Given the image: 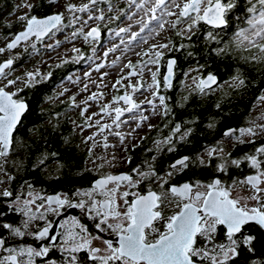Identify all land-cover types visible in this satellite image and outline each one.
Listing matches in <instances>:
<instances>
[{
    "label": "snow or ice",
    "instance_id": "1",
    "mask_svg": "<svg viewBox=\"0 0 264 264\" xmlns=\"http://www.w3.org/2000/svg\"><path fill=\"white\" fill-rule=\"evenodd\" d=\"M98 2L99 0H89L91 5H96ZM129 3L142 10L147 17L146 21L143 19L138 21L142 25L140 32L148 29L150 34L155 33L156 35H159L160 30L165 28L167 22L163 20L164 16L176 17V20L171 24L172 28H176L181 22H188L187 28L177 31V35H183L185 31L191 33L193 27L200 21L211 24L213 28L227 29L229 27L228 13L235 7L233 0H183L182 4L178 0H142L140 3L137 0H129ZM89 4L81 6L68 4L66 7L69 12H86L89 10ZM24 6L29 9L32 7L30 4ZM173 7L178 11H172ZM158 11L161 15H157ZM246 11L249 13L246 18L247 27L239 29L234 34L237 46L246 44L247 50L251 51L255 48L259 53L264 54V0H254V2L249 0V7ZM128 18L132 19L131 16ZM20 19L25 21L24 30L16 34L14 39L7 44L8 49L17 47L21 41H28L31 37H35L36 40H43L45 37L55 36L57 32L62 31L64 17L62 13H56L43 18L24 15ZM88 19L103 21L105 17L103 14L95 17L90 14ZM153 21L156 24L154 27H150ZM84 23L87 24V21H84ZM130 27L121 28L116 35L129 32ZM73 35L76 36L78 33L74 32ZM138 35L139 33L133 32L132 39L135 40ZM83 36L85 41L89 39L96 41L100 38L101 32L98 26L92 27ZM208 37L210 39L216 38L212 32L208 33ZM141 40L143 43L148 42L147 37H141ZM121 43H123V40H121ZM170 43L152 44L144 55H149V52H152L154 59L150 58L146 61L145 66L148 64L158 66L164 55L161 50L169 48ZM58 45L59 41H57ZM116 47L109 48L104 52V56H107L109 52H114ZM153 49L160 50L153 52ZM72 50L77 53L80 51L77 48ZM4 51V48H0V53ZM218 51L222 52L224 50L219 49ZM251 59L257 60V57L253 55ZM262 59H264V56H262ZM175 63L174 59L167 61V73L163 76L164 88L171 87ZM12 64L13 60L11 59L0 64V77L5 76V69L10 68ZM103 66V64L97 65L96 70L99 71ZM125 67L132 69L128 73V77L143 75V68H141L140 73H137L135 71L136 65H133L131 61ZM149 72L152 84L148 87L153 90V97L159 100L161 106H164V114L167 115L166 97L159 94L161 87V81L158 79L159 67L155 71L149 69ZM37 75L39 73H27L28 81L26 83L31 84L36 80ZM85 75H89V73H85ZM128 77L122 79H128ZM233 79L238 80L239 85L244 84V81L239 79L238 76ZM120 82V80H117L116 83L119 84ZM15 83L16 81L9 80L5 87ZM194 83L196 88L203 92L205 88H209L216 83V77L209 73L206 77L201 76L198 82L194 78ZM5 87H0V157L8 155L12 145L13 131L21 116L27 110V105L23 100L13 98L17 96V92L5 91ZM128 87L132 89L131 94L125 92L123 95L114 96L111 104H105L101 108V112L108 115L115 114L112 123L116 127H119L118 122H121V117L126 112L133 113L135 109L139 108V104L133 99V94L140 91L143 85L138 87L136 84L129 83ZM89 99H96V95L93 94ZM258 99L259 102H264V96ZM121 102L127 107H112V104L119 105ZM147 103L153 104V101L149 100ZM93 115L97 114L94 113ZM141 119L147 120L148 118L142 116ZM96 124L99 125L100 121L97 120ZM110 127L111 125L108 124L101 125L100 131L103 132ZM149 127L152 126L149 125ZM258 127L264 131V125H258ZM179 131L180 125H176L174 133ZM235 131L229 130L224 135L231 137ZM116 135H119V133H116ZM183 135H187V133ZM183 135L181 139H183ZM245 135L255 136L256 132L252 127L241 128L237 139ZM92 138L89 137L88 139ZM106 139L107 137H105ZM121 140H123V137H121ZM172 140L173 137L169 136L163 143L171 144ZM240 142L243 143L244 141L240 140ZM160 143V141L157 142L158 145ZM105 147H107V144H105ZM172 150L169 147V151ZM223 151V148L211 147L207 149V156L211 159L222 154ZM189 161L190 158L187 156L175 161L171 165L173 171H169L167 175L171 177L174 171L189 167ZM245 161L255 170L254 174L247 175L242 180L233 181L232 186L225 185L219 178L206 184L197 181L194 184L186 182L178 186H170L167 191L171 193L172 200H168V203L171 204L174 201L178 210L168 216L164 214L166 195L151 189L148 190L147 194L127 190L120 192L122 185L128 188H137L142 180L152 177L162 180L160 187L163 188L168 180L159 177L151 166H149L148 171H141L139 168L132 170L140 177L139 180L129 173L103 175L93 183L91 190L77 193V195L89 198L90 203L87 206L84 200L74 204L67 195H52L42 198V202L38 207H45L44 200H46L47 212L59 214L58 210L65 208V206L86 209L89 214L95 213L94 216H91V219L96 221L94 228L99 233H107V237L115 238L114 242L112 238L103 235L94 236L89 232L86 225L75 218L65 220L60 224V227L65 228L63 234L65 247L62 251L69 253L68 264H77V257L72 254L85 249L88 250V259L98 262V264H204V261H208V264H228V261L239 254L238 249L241 247L250 252L254 250L252 247L254 237L245 234V226L254 222L264 228V145L255 149V154L246 155L243 160L232 159L230 163L239 168ZM204 163L205 161L201 159L200 164ZM100 167H103V165H100ZM216 170L226 173V163L217 165ZM235 185L250 188L251 195L247 197L234 196L233 187ZM94 193H99L104 198L96 199ZM2 195L10 197L12 193L4 190ZM29 195L31 196V193ZM248 200L256 201L257 206L249 207ZM23 203L24 207L18 210L28 217L23 222L25 229L28 228L31 221L45 219L44 212L37 216L28 207L29 204L35 203V200H24ZM156 222H162L163 230L155 226ZM52 226L50 221L46 223L42 229L34 234L35 239L50 238L55 240V237H49ZM220 226L226 229L225 235L228 244H214L215 234ZM2 227L9 229L16 236L23 237L26 235V232L21 231L19 227H13L10 224H3ZM77 228L79 231H75ZM93 240H99L102 247H93ZM5 243L6 241L0 238V248L9 253L7 256L0 258V264H34L32 257L47 256L50 251L47 246L39 250L34 247H21L19 250L4 248ZM208 245H213V247L210 249ZM24 256L28 257L26 261L21 259ZM51 264H56V262L51 261Z\"/></svg>",
    "mask_w": 264,
    "mask_h": 264
},
{
    "label": "flooded vegetation",
    "instance_id": "2",
    "mask_svg": "<svg viewBox=\"0 0 264 264\" xmlns=\"http://www.w3.org/2000/svg\"><path fill=\"white\" fill-rule=\"evenodd\" d=\"M58 3V0H33V2L30 4L32 7L29 9V12L27 13L28 16H37L40 18L47 17L53 14L58 13L55 10V5ZM21 4V0H0V39L3 40L0 42V48H4L5 51L3 53H0V64L4 63L6 60H13V64L10 68L5 69V76L0 77V87H5V85L8 84L9 80L16 81L15 84L5 87V91L8 92H17V96L13 97L14 99H20L27 103L26 100V91L27 88L30 85H27L24 82V77L26 74V67L31 66V64H34L35 61L33 59L32 53L37 51L39 54V48L38 45L43 44L46 40L52 38L45 37L43 40H36L35 37L30 38L28 41L19 44L14 49L10 50L7 48V44L14 38L16 32L19 30L24 29L25 21H17L13 22L11 24L5 23L4 19L6 17H9L13 14V12L16 10V8ZM201 23V21L199 22ZM198 23V24H199ZM202 24V23H201ZM203 25V24H202ZM91 29V28H90ZM100 29V28H99ZM201 29L208 30L206 34L209 32H212L213 35H218L220 32H222V29H214L207 27L203 25V27L196 28V31L198 33L201 32ZM103 31L105 29H100L101 36L103 37ZM194 33L191 32V34ZM190 34V35H191ZM78 36V35H77ZM100 38L98 40H100ZM36 43V46L33 48H23V46L26 43ZM98 42V41H97ZM173 56H168L165 61L163 62V70L160 66L159 76L158 79L161 81V87L159 89V94L164 95L166 97L165 103L169 110L171 112H174L175 108L179 109L181 107V103L183 100L176 99L177 94H179V97L184 96L186 93L188 95L189 90H193V94L199 97V99L205 100V98H209L210 100H216L218 105V102H223L225 99L229 100L232 97L236 96L238 93H242L244 90L243 88H246L247 85H239L238 80H234V77L237 76H231L228 77V80L221 81L217 75L214 73L208 72L205 74L201 73L200 67L196 66L194 71L195 74H184L183 79L180 82V85L176 82V63L173 68V78L170 88H164L163 87V73L165 70V63L166 60ZM58 64H55L53 66H48L50 68L57 67ZM64 65H61L62 67ZM49 68V70H50ZM49 70H46L45 73L41 77L38 78V80H44L49 81L53 74L49 72ZM162 70V74H160ZM71 72V71H69ZM199 72V74H197ZM213 74L217 81L216 83L209 89H205L203 92H201L199 89L196 88V85L194 83V78L197 80L201 76H206L207 74ZM50 74V75H49ZM239 79H242L245 81L244 76H238ZM51 81V80H50ZM176 85H179V90L175 93V96L171 98L168 96L167 92L174 88ZM239 85V86H237ZM264 92V84L260 87L259 92L256 94V99L252 102L250 109L247 110V112L242 117V122L237 125L236 127H227L223 130H221V133L213 138L209 143L203 144L199 149L193 152L184 151L182 148L186 140L188 139L189 133L191 132V129H194V126H190L189 123L186 121L182 122L183 120H176L173 119L172 121H169L166 123V125H161L160 123L157 127L152 129V131L144 137V139L137 145H132L131 147H128L125 150V162L122 164H113L109 169H106L105 164H103V167H100L99 161H94L91 155H86L84 158L81 159V165L79 168H73V172L75 173L76 177L84 176L82 182H78L73 186H70L68 188H60L56 190H51L50 188H47L44 185H40L39 181H34L32 178H28L25 176V172L21 171L22 168H24V164L26 162V155L20 154V150H23V140H19L16 135V130L23 125V119L24 115L22 116L19 124L15 128L13 137H12V145L9 149V153L6 157H0V171L6 175L5 178H3V183H8V191H10L12 196L10 197H3L0 196V238L4 239L6 241L4 248H16L19 250L21 247H34L37 250H39L42 247H49L50 251L47 256L43 257H32L34 264H51V261H55L56 264H68V260L70 259L69 253L62 251V249L65 247L63 241H64V233L65 228H61L60 224L64 222L65 220H71L72 218H75L80 221V223L86 225L89 229V232L92 233V235H103L107 237V233H99L95 228L94 224L96 221L91 219V216H94L95 213L89 214L86 209H80V208H68L65 206V208L59 209V214L47 212V204L46 200H44L45 207L39 208L38 205L41 204L42 198H46L50 195H67L69 200L72 201V203H78L80 200H84L86 202V206L88 203H90L89 198L87 196H81L77 195L78 192H85L91 190L93 183L96 179L101 178L103 175H119L121 173H129L134 176L135 179H137L139 176L136 175L132 170L139 168L141 171H148L149 166H151L152 169L155 170L156 174L159 177H162L163 179L168 180V183L164 185L163 188L160 187L162 180L156 179V177H152L150 179L142 180L140 185L137 188H128L126 186H121L120 192L123 191H137L140 192V194H145L148 192L149 189L156 191L158 193H162L167 196L166 200V206L164 208V214L165 216L171 215L174 211L178 210L175 207V202L173 201L171 204L168 203V200H172L171 193L167 191V189L172 185H181L183 183H195L197 181H200L202 183H210L212 180L219 178L221 181L228 186L233 185V181L236 180H242L245 176L254 174V171L248 164V162H243L239 168L235 167L234 165H231L230 161L232 159H241L246 155L255 154V149L261 147L263 144L259 142L258 139H260V136L264 135H258L251 140H244L243 143L240 142V140H237V135L239 133V129L241 128H249L251 123V119L255 115L256 112V106L259 101V97L262 96V93ZM123 95V93L116 92V96ZM49 96V95H48ZM43 105L40 106L45 108L48 104L46 101ZM177 101H180L177 102ZM173 103H175V106H173ZM178 103V104H177ZM123 104V102H121ZM28 105V104H27ZM124 105V104H123ZM126 106V105H124ZM165 110V109H164ZM255 111V112H254ZM27 112V111H26ZM125 114L121 117V120L124 119ZM176 125H180V131L174 133V129ZM209 127V124L206 123ZM214 129V128H213ZM212 129V130H213ZM229 130H236L234 134L229 137L225 136V132ZM187 133V135H183ZM16 135V136H15ZM183 135V139H181V136ZM172 136L173 140L171 144L163 143V141L169 137ZM229 138H232L233 140L229 141ZM160 141L161 143L158 145L157 142ZM156 145L155 147L151 148V146ZM259 144L258 146L254 147V150H250L247 148L246 151H240V148L243 145L251 146ZM243 146V147H246ZM169 147H171L173 150L169 151ZM211 147H218L223 148L225 154L224 155H218L214 158H209L207 156V149ZM182 148V149H181ZM132 152H131V151ZM241 152H243L241 154ZM189 157V167L180 170V171H174V174L169 177L167 173L169 171H173L171 169V165L175 163V161L183 158V157ZM222 157V158H221ZM46 156H43L40 154L36 157L34 162L31 165V168L33 171H37L39 176L41 174L50 177L51 179H54L58 177V174L60 173L59 169L60 161H58L55 156L53 160H50V163L48 165L42 166L43 161L45 160ZM89 158H92L90 160V167H85V162L89 163ZM104 158L103 155H101V159ZM203 159L205 161L204 164H200V160ZM221 163H226L227 172H219L217 171V165ZM21 171V172H20ZM11 177V178H10ZM140 178V177H139ZM27 192H33L32 200H35V204L31 205L29 204V208L33 213H35L37 216L40 215L41 212L45 213V219H38L33 220L29 223V226L27 229L23 227V222L28 219V217L24 216L22 212H20L18 209L23 208L24 205L20 204L19 202H16L17 198L24 199L25 194ZM251 193V189L243 186V185H235L233 187V195L234 196H244L247 197L248 194ZM39 197V198H37ZM94 198L96 199H103L104 197L99 195V193H94ZM131 199V197H129ZM250 201V200H249ZM249 201H247L249 203ZM255 206L256 205V201ZM121 206L123 207L122 201ZM55 207V205H53ZM51 222L52 225L56 224V229L53 227L49 231V237H55V240L52 239H44V240H37L35 239L34 234L38 232L40 229H42L46 223ZM3 224H10L13 227H19L21 231L26 232V235L23 237L14 235L9 229L3 228ZM156 227L161 228L163 230L162 222H156ZM256 228H258L260 231L264 232V230L253 223H250L249 225H246L244 228V232L246 235H251L250 232L254 231ZM75 231H79V229H75ZM218 235V241L214 242V244H228L226 235H225V229L223 226L218 227L217 233ZM254 237V236H253ZM112 238L115 242L114 237H107ZM254 242H256V239L254 237V240L252 242V247ZM93 247H102V244L99 240H93L92 243ZM213 247V245H212ZM249 253L253 254V251H249ZM9 253L7 251H4L3 248H0V258H3L7 256ZM72 255H75L77 257V264H98V262H93L88 259V250H82L78 253H73ZM234 258V257H233ZM22 260H27L28 257L24 256L21 257ZM204 264H208V261H204Z\"/></svg>",
    "mask_w": 264,
    "mask_h": 264
},
{
    "label": "rangeland",
    "instance_id": "3",
    "mask_svg": "<svg viewBox=\"0 0 264 264\" xmlns=\"http://www.w3.org/2000/svg\"><path fill=\"white\" fill-rule=\"evenodd\" d=\"M32 2L33 0H21V4L13 14L4 19L5 23L11 24L21 21L20 17L27 15L29 12V8L24 5L31 4ZM137 2L140 3L142 0H137ZM178 2L182 4L183 0H178ZM68 4L81 6L83 4H89V0H58L54 8L58 13L63 14L62 31L57 32L55 36H52V38L46 40L43 44L38 45L40 50L39 54L37 51L32 53L35 63L26 67L24 82L26 83L28 81L27 73H39L35 80L37 81L46 70H49L50 67L48 66L55 64L59 66L64 65L58 72L71 69V72L60 82L51 87V93L46 97V104L54 105L58 102H66L65 105L66 107L69 106V109L67 111L66 109L62 110L59 115L58 113L49 115L46 112L44 116L46 117V121H43L42 124H47L48 122L54 124L58 117H61L60 123L67 121L68 126L71 128L68 141L73 142L72 145H74L77 151L78 158L82 159L87 154L91 155L94 161H99L102 165L105 164L106 169H109L114 166L113 164L124 163L125 150L132 145L139 144L152 129L159 125L160 120L161 125L164 126L169 121L175 119L177 110L171 112L167 107L168 112L165 115L164 106H161L159 100L153 97V90L148 87L152 84L149 69L155 71L157 67L160 68L162 62L165 61L168 54L173 50L176 41L182 37V35H177V31L186 29L188 22H181L176 28H172L171 24L176 20V17L164 16L163 20L167 22L165 28L160 30L159 35H156L155 33L150 34L148 29L140 32L142 25L138 21L141 19L146 21L147 17L142 10L137 9L134 5H130L129 0H99L96 5L89 4V10L86 12H69L66 7ZM172 11L178 10L173 7ZM90 14L94 17L103 14L105 19L103 21L89 20L88 16ZM157 15H161V13L158 11ZM130 16L132 19L128 18ZM116 17L119 18L117 19ZM84 21H87V24ZM155 24L156 22L153 21L150 27H154ZM197 25L198 23L193 27L192 32L196 31ZM97 26L100 29H105L103 31V37L96 41L91 39L85 41L83 34H86L90 28ZM129 26H131L129 32L116 35L121 28ZM74 32H77L78 36H74ZM133 32L139 33L135 40L132 39ZM190 34L185 31L183 35ZM141 37H147L148 42L143 43ZM121 40H123V43H121ZM1 41L3 40L0 39ZM57 41H59L58 46ZM169 42H171L170 47L161 50L164 55L160 64L158 66L152 64L145 66L146 61L150 58L154 59L152 52H149V55H144L150 46L152 44H165ZM33 45L36 46V43H26L23 48H33ZM244 45L247 46L246 44ZM113 46H117L116 50L104 56V52ZM73 48L79 49V53L74 52L72 50ZM156 50L160 49H153L152 51L154 52ZM129 61L133 65H136L135 71L137 73H140L141 68H143L142 76L136 75L128 77V73L132 69L125 67V65ZM100 64L104 66L97 71V65ZM85 73H89V75H85ZM123 77H128V79H122ZM117 80L121 82L117 84ZM35 81L31 84H26L33 85ZM40 81L44 82V80ZM129 83L136 84L138 87L143 85L140 91L133 94V99L139 104V108L135 109L133 113L126 112L124 119L118 122L119 127H116L112 123L115 114L108 115L101 112V108L105 104H111L112 98L116 96V92L118 91L123 94L125 92L131 94L132 89L128 87ZM93 94L96 95V99H89ZM186 96L187 93L182 97H179V94H177L176 99L183 100ZM262 96H264V92ZM149 100H152L153 104L147 103ZM177 102L180 103V101ZM116 106L127 107L121 103L119 105L112 104L113 108ZM173 106H175V103H173ZM255 110L256 112L254 111L255 115L251 119L252 124L250 127L253 128L256 135H245L239 139L236 138L237 140H251L264 133L258 127V125H264V102L258 101ZM94 113L97 115H93ZM142 116H146L148 119L142 120ZM97 120L100 121L99 125L96 124ZM104 124L111 125V127L101 132L100 126ZM149 125L152 127H149ZM55 126L53 125V127ZM116 133H119V135H116ZM89 137L93 138L88 139ZM105 137H107L106 140ZM121 137H123V140H121ZM237 137H239V133ZM230 140L233 139L229 138ZM105 144H107V147H105ZM155 146L154 144L151 148ZM224 154L225 152L223 151L220 155ZM101 155L104 158L101 159ZM92 158H89V163L85 162L86 168L91 166L90 160ZM5 177L6 175L0 171V196H3L2 193L4 190H8V183H3V178ZM137 179L139 180L140 178L138 177ZM29 193H31V196ZM32 198H35L33 197V192H27L24 199L19 198L16 202L24 205V200H32ZM34 204L32 203L31 205ZM248 205L249 207H253L255 206V202L250 200Z\"/></svg>",
    "mask_w": 264,
    "mask_h": 264
},
{
    "label": "trees",
    "instance_id": "4",
    "mask_svg": "<svg viewBox=\"0 0 264 264\" xmlns=\"http://www.w3.org/2000/svg\"><path fill=\"white\" fill-rule=\"evenodd\" d=\"M233 3L235 7L228 13L229 27L223 29L218 35H214L215 39L208 37L206 29H201L200 33L194 31L191 35H182L168 54L177 60L176 82L179 85L184 74L196 73L194 71L196 66L200 67L202 74L214 73L221 81H226L231 76H244V84L247 85L241 94L238 93L229 100L218 102V105H216V100L199 99L193 94L192 89L189 90L181 107L175 108L177 110L175 119L178 121L184 119L182 122L186 121L190 126H194L182 147L184 151L190 153L199 149L203 144L209 143L221 133V130L239 125L243 115L256 99L260 87L264 84V59H262L264 54L259 53L255 48L249 51L244 44L237 46L234 36L236 31L247 27L246 18L249 13L246 9L249 7V0H233ZM200 27H203L201 23L197 25V28ZM219 49L224 51L220 52ZM253 55L257 57V60L251 59ZM62 67L58 65L55 68H50L49 72L53 74L51 81L37 80L27 88L28 110L24 114L23 125L16 130L17 138L24 141L20 154L27 156L21 171L25 172L26 177L32 178L36 182L39 181L40 185L51 190L68 188L82 182L85 178L84 176L76 177L73 172V168L80 167L81 159L78 158L77 151L72 145L73 142L68 141L71 128L67 121L60 123L61 117H58L54 124L52 122L42 124L43 121H46V117H44L46 112L49 115L56 113L59 115L62 110L69 109V106L65 105L66 102L48 104L45 108H40L45 102L44 97L50 95L51 87L71 71V69H66L64 72H58ZM162 70L160 74H162ZM179 85L169 90L168 96L173 98L179 90ZM206 123L209 124V127ZM53 125L56 126L53 127ZM258 140L264 145V135L260 136ZM258 145H243L246 147L242 146L240 151H246L247 148L252 151ZM40 154L42 157L46 156L42 164L43 167L48 165L54 156L60 161L61 168L58 177L51 179L43 174L39 176L37 171H33L31 165ZM250 234L256 239L253 244V254L241 247L238 249L239 254L228 261V264H264V232L256 228ZM218 239V235L215 234L214 242H217ZM208 247L211 249L212 245H208Z\"/></svg>",
    "mask_w": 264,
    "mask_h": 264
},
{
    "label": "water",
    "instance_id": "5",
    "mask_svg": "<svg viewBox=\"0 0 264 264\" xmlns=\"http://www.w3.org/2000/svg\"><path fill=\"white\" fill-rule=\"evenodd\" d=\"M201 23H202L203 25L207 26V27L213 28V26H212L211 24L205 23L204 21H201ZM214 29H219V28H214ZM23 30H24V29L19 30L18 32H16V34L22 32ZM16 34H15V35H16ZM14 37H15V36H14ZM31 38H32V37H31ZM13 39H14V38H13ZM13 39H12V40H13ZM12 40H11V41H12ZM11 41H10V42H11ZM24 42H26V41H21L19 44L24 43ZM19 44H18V45H19ZM18 45H17V46H18ZM13 49H14V48H13ZM10 50H12V49H10ZM169 59H174V58L169 57V58L166 60V63H165V70H164L163 76L167 73V61H168ZM174 60H175V59H174ZM175 61H176V60H175ZM173 68H174V67H173ZM207 75H208V74H207ZM207 75H206V76H207ZM206 76H205V77H206ZM216 81H217V78H216ZM171 83H172V82H171ZM213 85H214V84H212L211 87H212ZM211 87H209V88H211ZM209 88H205V89H209ZM25 104L27 105L26 102H25ZM27 110H28V105H27ZM27 110H26V111H27ZM26 111H25V113H26ZM25 113H24V114H25ZM24 114H23V115H24ZM23 115H22V116H23ZM22 116H21V118H22ZM21 118H20V120H21ZM19 122H20V121H19ZM19 122H18V124H19ZM18 124H17V125H18ZM16 127H17V126H16ZM14 131H15V129H14ZM14 131H13V134H14ZM13 134H12V137H13ZM99 179H100V178H99ZM96 180H98V179H96ZM96 180H95V181H96ZM95 181H94V182H95ZM145 194H147V193H145ZM50 196H52V195H50ZM251 223L255 224L254 222H251ZM256 225H257V224H256ZM258 226H259V225H258ZM52 227H53L54 229H56V224H54ZM224 229H225V228H224ZM262 229L264 230V228H262ZM225 232H226V229H225Z\"/></svg>",
    "mask_w": 264,
    "mask_h": 264
}]
</instances>
